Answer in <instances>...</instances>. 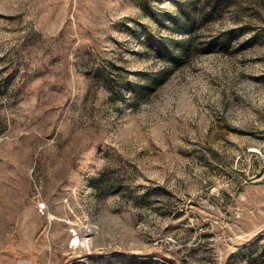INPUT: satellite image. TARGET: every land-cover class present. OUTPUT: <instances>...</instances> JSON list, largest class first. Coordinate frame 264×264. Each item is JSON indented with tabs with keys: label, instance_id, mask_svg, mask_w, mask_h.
<instances>
[{
	"label": "rangeland",
	"instance_id": "rangeland-1",
	"mask_svg": "<svg viewBox=\"0 0 264 264\" xmlns=\"http://www.w3.org/2000/svg\"><path fill=\"white\" fill-rule=\"evenodd\" d=\"M23 261L264 264V0H0V264Z\"/></svg>",
	"mask_w": 264,
	"mask_h": 264
},
{
	"label": "trees",
	"instance_id": "trees-1",
	"mask_svg": "<svg viewBox=\"0 0 264 264\" xmlns=\"http://www.w3.org/2000/svg\"><path fill=\"white\" fill-rule=\"evenodd\" d=\"M190 45H191L190 43H188L187 45H182L181 50H182L183 54H186L188 52Z\"/></svg>",
	"mask_w": 264,
	"mask_h": 264
},
{
	"label": "built area",
	"instance_id": "built-area-1",
	"mask_svg": "<svg viewBox=\"0 0 264 264\" xmlns=\"http://www.w3.org/2000/svg\"><path fill=\"white\" fill-rule=\"evenodd\" d=\"M40 207H44V203L43 202H40ZM74 234H78L79 235V231L78 230H74Z\"/></svg>",
	"mask_w": 264,
	"mask_h": 264
},
{
	"label": "bare ground",
	"instance_id": "bare-ground-1",
	"mask_svg": "<svg viewBox=\"0 0 264 264\" xmlns=\"http://www.w3.org/2000/svg\"><path fill=\"white\" fill-rule=\"evenodd\" d=\"M79 240L78 236L75 238V241ZM20 264H29L27 261H23Z\"/></svg>",
	"mask_w": 264,
	"mask_h": 264
}]
</instances>
